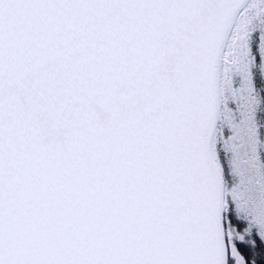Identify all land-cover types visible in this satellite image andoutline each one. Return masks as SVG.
<instances>
[{
    "label": "snow or ice",
    "instance_id": "obj_1",
    "mask_svg": "<svg viewBox=\"0 0 264 264\" xmlns=\"http://www.w3.org/2000/svg\"><path fill=\"white\" fill-rule=\"evenodd\" d=\"M0 264H264V0H0Z\"/></svg>",
    "mask_w": 264,
    "mask_h": 264
}]
</instances>
